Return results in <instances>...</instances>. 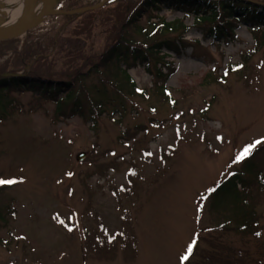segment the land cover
<instances>
[{
  "label": "rangeland",
  "instance_id": "obj_1",
  "mask_svg": "<svg viewBox=\"0 0 264 264\" xmlns=\"http://www.w3.org/2000/svg\"><path fill=\"white\" fill-rule=\"evenodd\" d=\"M109 1L62 0L0 41V75L77 78L82 110L23 90L0 101V180L16 181L0 184V264H264V152L242 202L213 209L208 199L264 147L262 29L237 22L217 42L200 26L205 18L140 13L120 32L126 40L139 48L170 40L180 53L165 51L164 69L131 65L145 92L131 94L124 65L91 71L113 43L104 18L116 5L96 10ZM101 86L127 95L123 109L93 108ZM242 205L254 214L245 231Z\"/></svg>",
  "mask_w": 264,
  "mask_h": 264
},
{
  "label": "trees",
  "instance_id": "obj_2",
  "mask_svg": "<svg viewBox=\"0 0 264 264\" xmlns=\"http://www.w3.org/2000/svg\"><path fill=\"white\" fill-rule=\"evenodd\" d=\"M115 4L116 7L109 9L108 15L104 18L108 26L112 30L113 43L109 45L101 55L98 56V63L92 67L91 71L96 73L100 68H107L109 65L119 66L124 65L123 71L126 73L131 86H123L128 89L129 93L145 94L144 91L138 89L134 80L128 75L127 71L132 68L131 65L142 64L147 66L154 62L157 66L163 64V69L170 66L169 62H164L169 57L165 51L179 54V45L170 40H162L153 44L150 47L139 48L126 40L125 36L120 32L125 27L134 23L136 17L145 11L160 12L162 9H174L182 11L185 14L199 16L202 27L206 29V35L214 41L220 42L232 37L234 33L233 25L237 22L245 24L249 28H261L259 38L264 41V0H110L107 4L97 8L103 10L105 6ZM103 8V9H102ZM99 10V12L101 11ZM94 10L86 11L87 15L93 14ZM206 23V24H205ZM119 27V30L116 28ZM155 65V66H156ZM98 68V69H96ZM161 68H156L157 76H163ZM53 79V80H52ZM44 78V76L29 71V75L9 73V75H0V101L6 98L8 91H26L38 94L52 102H55L57 107L66 111L65 104L71 102L70 111H82L79 102V94H76L73 89L76 85V79H60V78ZM162 86V85H160ZM98 96L96 101H93V108L101 111L102 107L117 103L115 106L124 107L126 94H122L119 89L109 91L101 86L97 91ZM59 98V99H58ZM97 112V111H96ZM264 152V147L252 152L241 163L240 169L234 172L230 177L214 186L209 194L208 199L210 207L213 209L220 208L224 202H242V191H246L250 183H253L259 177V166H257V155ZM238 202V203H239ZM240 206V227L242 231L251 228V221L254 223V214L247 213ZM241 209L243 212H241ZM0 221H3L0 209ZM251 224V225H250ZM236 261L234 262V264ZM238 264V263H237Z\"/></svg>",
  "mask_w": 264,
  "mask_h": 264
},
{
  "label": "bare ground",
  "instance_id": "obj_3",
  "mask_svg": "<svg viewBox=\"0 0 264 264\" xmlns=\"http://www.w3.org/2000/svg\"><path fill=\"white\" fill-rule=\"evenodd\" d=\"M51 2L52 0H32L33 14L30 16L29 0H1L0 35L11 33L28 25L36 26L41 20L56 12L51 11Z\"/></svg>",
  "mask_w": 264,
  "mask_h": 264
},
{
  "label": "water",
  "instance_id": "obj_4",
  "mask_svg": "<svg viewBox=\"0 0 264 264\" xmlns=\"http://www.w3.org/2000/svg\"><path fill=\"white\" fill-rule=\"evenodd\" d=\"M1 1V0H0ZM61 0H53L51 2V5H50V9L51 11L55 12L54 11V8L60 3ZM29 14L30 16H32L33 14V4H32V0H29ZM32 27V25H28L24 28H21V29H18V30H15L11 33H8V34H4V35H0V41H6V40H12V39H16V38H19L20 36H22L23 34H25V32L30 29ZM85 157V154L84 153H79L77 156H76V160L77 161H81L83 158Z\"/></svg>",
  "mask_w": 264,
  "mask_h": 264
},
{
  "label": "snow or ice",
  "instance_id": "obj_5",
  "mask_svg": "<svg viewBox=\"0 0 264 264\" xmlns=\"http://www.w3.org/2000/svg\"><path fill=\"white\" fill-rule=\"evenodd\" d=\"M256 144H259V143H261V141H256L255 142ZM255 147V144H253V145H250V146H248V147H246L238 156H237V160L239 161V160H242V159H244L245 157H247L249 154H250V152H251V150H252V148H254ZM16 181H11V180H9V181H4V180H0V184H10V183H15ZM191 251H192V248L191 247H189V249H188V252L189 253H191ZM183 259H187V256H185Z\"/></svg>",
  "mask_w": 264,
  "mask_h": 264
}]
</instances>
